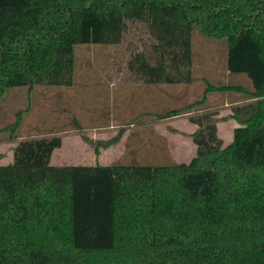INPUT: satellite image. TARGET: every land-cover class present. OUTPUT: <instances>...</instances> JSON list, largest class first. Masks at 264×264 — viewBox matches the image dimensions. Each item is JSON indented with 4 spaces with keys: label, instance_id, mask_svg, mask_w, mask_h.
Returning <instances> with one entry per match:
<instances>
[{
    "label": "trees",
    "instance_id": "trees-1",
    "mask_svg": "<svg viewBox=\"0 0 264 264\" xmlns=\"http://www.w3.org/2000/svg\"><path fill=\"white\" fill-rule=\"evenodd\" d=\"M130 23L153 40L129 62L140 81L194 84L198 31L227 40V70L252 91L212 85L201 101L153 115L192 114L190 163L55 166L61 136L19 141L0 165V264H264V0H0V98L73 86L76 47L120 45ZM213 93L251 102L223 119L197 114ZM231 119L239 126L224 147L217 124ZM21 124L19 114L0 136L12 140ZM122 134L83 138L99 154Z\"/></svg>",
    "mask_w": 264,
    "mask_h": 264
},
{
    "label": "rangeland",
    "instance_id": "rangeland-1",
    "mask_svg": "<svg viewBox=\"0 0 264 264\" xmlns=\"http://www.w3.org/2000/svg\"><path fill=\"white\" fill-rule=\"evenodd\" d=\"M153 43L142 23H130L123 42L116 46L82 45L75 49L76 73L71 87L35 86L14 88L0 98V129L13 125L21 114L22 124L10 140L0 136V165L13 161V150L26 139L62 137L53 153L55 166L172 165L190 163L196 156L188 118L192 114L158 121L153 115L199 102L212 86H242L252 91L244 75H228V42L194 34L195 84L152 85L140 81L129 69L135 53ZM204 78L202 81L201 79ZM251 101L237 93H213L201 109L218 113L217 119L233 115V109ZM200 110H197L199 114ZM75 119L81 123L77 130ZM235 119L220 121L218 135L224 147L233 142ZM121 132L119 142L95 149L83 138L108 141Z\"/></svg>",
    "mask_w": 264,
    "mask_h": 264
},
{
    "label": "crops",
    "instance_id": "crops-1",
    "mask_svg": "<svg viewBox=\"0 0 264 264\" xmlns=\"http://www.w3.org/2000/svg\"><path fill=\"white\" fill-rule=\"evenodd\" d=\"M226 74H228V75L230 74V73L228 72V70L226 71ZM204 78H206V77H203V78L201 79V81H202ZM195 79H196V78H195ZM196 82H198L197 79H196ZM196 82H195V83H196ZM195 83H194V84H195ZM187 86H191V85H187ZM251 87H252V86H251ZM208 97H209V96H208ZM203 112H204V110L202 109L201 111H199V114H203ZM187 122H188V124H190L191 127H192V128H191V130H192V133H191V134L195 133V132L197 131L198 127H197L196 125L192 124V123L189 121V118H188V121H187ZM236 128H237V127H236ZM236 128H235V129H236ZM235 129H234V130H235ZM233 138H234V137H233Z\"/></svg>",
    "mask_w": 264,
    "mask_h": 264
}]
</instances>
